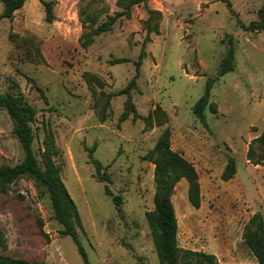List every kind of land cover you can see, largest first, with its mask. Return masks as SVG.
Here are the masks:
<instances>
[{
	"label": "rangeland",
	"instance_id": "374dc122",
	"mask_svg": "<svg viewBox=\"0 0 264 264\" xmlns=\"http://www.w3.org/2000/svg\"><path fill=\"white\" fill-rule=\"evenodd\" d=\"M48 1L51 22L38 0L0 17V93L21 94L36 108L33 151L40 163L50 149L75 204L89 264H160L145 212L154 193L148 156L165 129L171 148L194 165L200 186L196 208L186 180L175 184L178 246L214 254L218 264H257L242 234L253 213L264 221V153L253 142L264 129V30L246 27L259 20L264 0H228L230 7L222 0H146L160 12L149 21L143 3ZM100 26L108 29L96 33ZM230 44L234 68L219 75ZM141 52L135 86L121 93ZM207 78L214 82L202 123L192 106ZM156 106L166 113L162 124L146 118ZM250 144L261 164L247 159ZM23 157L0 108V166ZM229 157L235 173L224 180ZM0 228L6 241L0 256L83 264L32 175L0 191Z\"/></svg>",
	"mask_w": 264,
	"mask_h": 264
},
{
	"label": "trees",
	"instance_id": "16d2710c",
	"mask_svg": "<svg viewBox=\"0 0 264 264\" xmlns=\"http://www.w3.org/2000/svg\"><path fill=\"white\" fill-rule=\"evenodd\" d=\"M26 0H0L2 10L1 18H11L13 12L20 8ZM44 10V18L51 22L54 18L52 11V1L38 0ZM123 0H118L121 3ZM230 7L228 0H222ZM143 3L148 13V19L159 11L152 10L147 6L146 0H127V6ZM258 21H252L246 29L251 31L264 30V2L258 10ZM116 19V15L110 18V23ZM239 24L241 22L239 21ZM107 26H100L96 33L107 30ZM143 57L141 52L135 61V73L121 93H129L135 86V79L139 74V67ZM234 68V49L230 44L219 64V75L231 71ZM214 79L205 80L204 89L200 97L192 106V112L202 123H205L204 110L209 106V95ZM0 108H3L12 121V133L16 136L24 152L23 159L15 165L0 166V191L7 190L10 183L24 174L32 175L41 183L49 195L51 209L54 219L61 225V234L68 235L76 246L83 264H89L86 251L81 245L75 226L79 223L75 204L64 187L58 168L54 165L50 149L46 145L41 152V162L36 159L32 148L34 134L32 121L37 113L36 108L29 104L21 94L9 92L0 93ZM125 115L121 116V119ZM155 119L158 124L166 120V113L160 106H156L146 117ZM264 153V129L253 139ZM154 165V193L153 208L145 212V218L151 231L154 248L160 264H218L214 254L200 250L183 249L177 243V218L171 196L175 184L180 179L187 182V197L190 204L196 208L200 205V186L198 174L194 165L182 154L173 150L170 145L169 131L165 129L158 137L151 154L148 156ZM247 159L253 160L254 164H261L260 159L253 158V146L250 144L247 151ZM95 161V160H94ZM264 166V164H261ZM235 173V161L229 157L222 171V179L228 180ZM114 203H119L117 198ZM245 245L256 258L257 264H264V221L260 213H253L245 226L242 234ZM6 247L3 231L0 228V248ZM16 260L0 256V264H13Z\"/></svg>",
	"mask_w": 264,
	"mask_h": 264
},
{
	"label": "water",
	"instance_id": "95a60500",
	"mask_svg": "<svg viewBox=\"0 0 264 264\" xmlns=\"http://www.w3.org/2000/svg\"><path fill=\"white\" fill-rule=\"evenodd\" d=\"M13 264H37V263H31V262H25V261H17Z\"/></svg>",
	"mask_w": 264,
	"mask_h": 264
}]
</instances>
